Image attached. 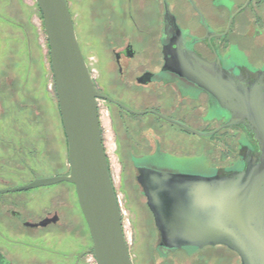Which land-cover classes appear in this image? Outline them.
<instances>
[{"label": "flooded vegetation", "instance_id": "obj_1", "mask_svg": "<svg viewBox=\"0 0 264 264\" xmlns=\"http://www.w3.org/2000/svg\"><path fill=\"white\" fill-rule=\"evenodd\" d=\"M66 4L74 28L83 16L86 20L85 41H77L80 51L102 54L97 77H91L97 93L109 99L97 100L98 116L105 112L108 124L122 131L120 137L114 133L118 149L128 150L120 161L134 167L148 160L172 161L171 155L177 156L189 145V135L197 136L182 126L213 133L208 138L216 155L206 162V175L239 172L257 153L247 122L223 128L229 113L221 110L207 91L168 67L179 50L210 66L203 67L210 74L219 66L244 87L264 89V0H74ZM7 79L0 78L1 255L4 247L20 244L26 230L32 233L27 236L31 239L60 222L57 207L30 218L24 212L26 201L8 196L40 189L17 191L45 179L41 170L46 163L43 155L48 154L43 146L52 137L53 127L42 126V112L35 102L19 100L14 83ZM53 93L57 101L54 80ZM147 115L154 120L140 119ZM162 123L178 128L184 136L169 139ZM49 154V164L57 166L56 152ZM53 219L55 222L46 227L36 226ZM4 255L8 264H14ZM169 255L159 257L166 260Z\"/></svg>", "mask_w": 264, "mask_h": 264}, {"label": "water", "instance_id": "obj_2", "mask_svg": "<svg viewBox=\"0 0 264 264\" xmlns=\"http://www.w3.org/2000/svg\"><path fill=\"white\" fill-rule=\"evenodd\" d=\"M34 1L48 42L69 174L37 180L17 191L73 185L96 264H132L97 112V100L109 99L94 87L66 0ZM177 54L178 58L174 55L170 59L169 70L207 91L218 107L229 113L223 128L247 122L258 151L241 171L226 174L206 175L205 164L212 159L202 148L199 156L180 152L171 155L169 162L148 160L135 165V180L156 229L154 264L164 260L159 256L178 251L184 257L177 263L183 264L187 254L218 246L236 254L239 264H264V89L244 87L219 66L210 74L203 68L210 66L197 57L189 58L179 50ZM182 127L211 144L208 137L213 133ZM51 222L55 220H43L36 226L43 228ZM0 264H8L1 254Z\"/></svg>", "mask_w": 264, "mask_h": 264}, {"label": "rangeland", "instance_id": "obj_3", "mask_svg": "<svg viewBox=\"0 0 264 264\" xmlns=\"http://www.w3.org/2000/svg\"><path fill=\"white\" fill-rule=\"evenodd\" d=\"M66 1L71 3L74 0ZM85 23L83 16L76 21L74 28L80 44L85 41ZM81 53L85 57L91 76L97 77V61L103 60L102 54L85 51ZM102 63L103 61L99 67L103 66ZM3 77L8 78L7 82L14 83L19 100L24 98L35 102V106L42 112V126L48 129L53 127L52 137L45 140L46 145L43 146L48 155L47 157L43 155V162L46 163L42 165L41 178L68 175L67 142L53 93L49 47L42 17L34 0H0V78ZM99 116L109 175L119 205L122 230L132 264H154L157 259L154 252L156 229L146 207L145 198L136 183L135 167L119 160L126 158L128 152L118 149L115 141V134L120 137L122 131L118 130L116 125L113 124L112 128L108 124L105 112ZM140 119L145 122L154 120L148 115ZM162 124L164 135L169 139L171 136H184L178 128ZM189 138L191 139L189 145L185 144L177 153L199 156V150L202 148L207 150V155L211 159L215 157L216 153L206 139L193 135H189ZM54 151L57 166L48 162L49 152ZM8 196L24 199L26 201L24 212L30 218L44 216L46 211L56 207L60 213V222L54 229L48 232L40 231L37 233L38 237L32 236L31 239L27 236L32 233L26 230L20 244L8 245L2 249L14 264H96L88 228L80 213L75 189L71 184L60 183ZM191 255L183 260V264L240 263L236 254L221 246L197 250ZM183 257L184 254L178 251L170 254L166 261L161 260L157 264H178L177 260Z\"/></svg>", "mask_w": 264, "mask_h": 264}]
</instances>
